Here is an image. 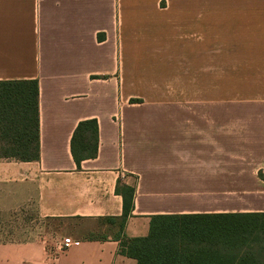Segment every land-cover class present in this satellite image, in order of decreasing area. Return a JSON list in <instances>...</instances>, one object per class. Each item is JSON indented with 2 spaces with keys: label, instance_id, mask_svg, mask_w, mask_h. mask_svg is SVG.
<instances>
[{
  "label": "crops",
  "instance_id": "crops-1",
  "mask_svg": "<svg viewBox=\"0 0 264 264\" xmlns=\"http://www.w3.org/2000/svg\"><path fill=\"white\" fill-rule=\"evenodd\" d=\"M21 80L38 160H0V221L28 212L41 235L0 241V264H135L116 186L127 239L158 215L264 214V0H0V81Z\"/></svg>",
  "mask_w": 264,
  "mask_h": 264
},
{
  "label": "trees",
  "instance_id": "trees-1",
  "mask_svg": "<svg viewBox=\"0 0 264 264\" xmlns=\"http://www.w3.org/2000/svg\"><path fill=\"white\" fill-rule=\"evenodd\" d=\"M97 151L94 119L79 122L70 139L71 157L93 159ZM0 160H38V88L36 80L0 81ZM122 198L120 254L135 264H264L253 250L264 231V214L158 215L144 238L127 239L121 228L132 208L133 189L117 187Z\"/></svg>",
  "mask_w": 264,
  "mask_h": 264
},
{
  "label": "rangeland",
  "instance_id": "rangeland-1",
  "mask_svg": "<svg viewBox=\"0 0 264 264\" xmlns=\"http://www.w3.org/2000/svg\"><path fill=\"white\" fill-rule=\"evenodd\" d=\"M261 230L264 231V224ZM40 235L38 221L28 212H17L14 216L0 221V241H26L37 238ZM261 240L262 242L259 241L252 245L254 251H257L258 248H264V236L261 237ZM258 255L264 256V249Z\"/></svg>",
  "mask_w": 264,
  "mask_h": 264
},
{
  "label": "built area",
  "instance_id": "built-area-1",
  "mask_svg": "<svg viewBox=\"0 0 264 264\" xmlns=\"http://www.w3.org/2000/svg\"><path fill=\"white\" fill-rule=\"evenodd\" d=\"M78 244L77 242H72L69 238L63 239L60 245H57L55 247V251H64L65 249H67L68 247L72 246V245H76ZM54 252H48V255L52 254Z\"/></svg>",
  "mask_w": 264,
  "mask_h": 264
}]
</instances>
